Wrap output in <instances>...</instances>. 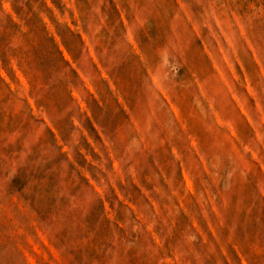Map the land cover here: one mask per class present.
<instances>
[{
    "label": "rangeland",
    "instance_id": "374dc122",
    "mask_svg": "<svg viewBox=\"0 0 264 264\" xmlns=\"http://www.w3.org/2000/svg\"><path fill=\"white\" fill-rule=\"evenodd\" d=\"M0 264H264V0H0Z\"/></svg>",
    "mask_w": 264,
    "mask_h": 264
}]
</instances>
